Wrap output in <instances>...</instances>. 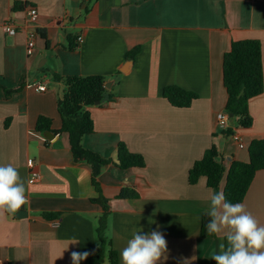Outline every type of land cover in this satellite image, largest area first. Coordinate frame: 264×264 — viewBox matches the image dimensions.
<instances>
[{
    "label": "crops",
    "instance_id": "crops-1",
    "mask_svg": "<svg viewBox=\"0 0 264 264\" xmlns=\"http://www.w3.org/2000/svg\"><path fill=\"white\" fill-rule=\"evenodd\" d=\"M16 2L22 8L14 10ZM28 7L39 14L31 57L26 53ZM85 7L82 0H0V165L17 168L27 197L21 207L26 217L0 215V263L72 264L71 253L77 251L89 253L80 261L87 264L93 254L103 210L92 202L98 193L91 167L74 161L68 134L54 133L49 140L35 126L43 116L53 120V130L62 127L58 100L65 85L54 75H100L115 98L90 108L95 132L83 145L115 163L104 167L98 181L110 200L107 232L117 264L133 229L164 235L167 252L158 264H216L211 257L225 236L201 234L212 188L205 177L190 185L189 172L212 146L226 170L233 161L249 162L251 142L264 136V92L249 101L251 128L230 120L223 129L218 122L228 101L223 58L232 42L259 40L264 69V0H95L88 14ZM6 22L18 27L16 35L6 33ZM20 85L6 97L3 88ZM42 85L45 91L38 90ZM170 85L198 99L176 108L163 97ZM120 143L143 155L145 166L120 169ZM33 171L39 172V182L32 183ZM224 185L225 180L220 192ZM125 188L140 198L118 199ZM241 204L264 226V170Z\"/></svg>",
    "mask_w": 264,
    "mask_h": 264
},
{
    "label": "trees",
    "instance_id": "trees-1",
    "mask_svg": "<svg viewBox=\"0 0 264 264\" xmlns=\"http://www.w3.org/2000/svg\"><path fill=\"white\" fill-rule=\"evenodd\" d=\"M95 0H82L86 5L84 14H88L90 6ZM22 8V4L16 2L13 9ZM42 37L45 32L39 31ZM71 43L73 40L69 38ZM71 50L75 49L73 43ZM138 52L129 53L133 57ZM56 80L62 81L65 89L58 100V112L62 119L60 130H53V120L40 116L37 120L35 131L41 134L53 132L55 134L66 133L69 136L70 148L75 162H84L91 167V181L98 197L92 202L101 206L103 213L99 218L96 236L97 244L87 264H117L118 254L113 249L108 237L107 225L110 215V200L101 192L98 178L105 166L115 164L111 160L86 149L83 139L86 135L95 132V124L90 108L94 106L105 107L114 101L115 96L110 93L106 85V78L100 75L94 76H67L54 75ZM223 79L228 94L226 111L238 128L249 129L253 124V118L249 112V101L264 92V69L262 44L259 40L246 39L233 41L231 48L223 58ZM22 86L15 90L3 88L6 97L20 91ZM163 97L176 108H188L198 99L197 94L185 90L176 85L167 86L163 91ZM7 125V124H6ZM229 133H232L229 130ZM49 144V142H47ZM249 162L233 161L228 170L220 161V155L215 146L205 152L203 157L196 161L189 172L190 185H196L201 177L207 179L208 187L220 192L221 184L225 180L222 192L228 202L242 203L247 192L259 171L264 170V136L254 139L249 146ZM120 169L143 168L145 158L143 155L132 153L124 143L118 145V164ZM118 199H138L137 191L129 188L123 189ZM50 216L45 215L49 219ZM210 217L206 214L202 218L201 234L204 238H213L216 234L208 235L205 225ZM226 244V238H225Z\"/></svg>",
    "mask_w": 264,
    "mask_h": 264
},
{
    "label": "clouds",
    "instance_id": "clouds-1",
    "mask_svg": "<svg viewBox=\"0 0 264 264\" xmlns=\"http://www.w3.org/2000/svg\"><path fill=\"white\" fill-rule=\"evenodd\" d=\"M26 189L13 164L0 165V215L15 214L27 203ZM210 217L205 225L208 235L223 233L226 244L211 259L216 264H264V226L241 203L228 202L224 193L208 189ZM167 252V241L157 230L142 234L133 229L132 238L121 252L122 264H158ZM88 252L71 253L72 264L88 258ZM62 256V255H61Z\"/></svg>",
    "mask_w": 264,
    "mask_h": 264
},
{
    "label": "built area",
    "instance_id": "built-area-1",
    "mask_svg": "<svg viewBox=\"0 0 264 264\" xmlns=\"http://www.w3.org/2000/svg\"><path fill=\"white\" fill-rule=\"evenodd\" d=\"M26 16H27V24L30 26L26 29V34H27V43H26V53L29 57H31L36 50V40H37V36H38V32L35 29V26L38 22V10L35 7H28L26 9ZM4 30L6 31V33L8 35H16L18 32V27L16 25H14L12 22H6L4 24ZM25 29V28H24ZM83 41V37H79L78 38V43H81ZM39 91H45L46 90V86L42 85L40 87H38ZM231 115H229V113L227 111H224L222 113H220L218 115V122L219 125L223 128V129H227L228 128V122L230 121ZM234 140L236 142L239 143L240 148H243L244 145L241 142V138L237 133H234L233 136ZM30 166H33V160L29 159L28 161ZM41 180V176L39 174L38 171H33L32 172V176H31V181L32 183H36L39 182ZM2 264V263H0Z\"/></svg>",
    "mask_w": 264,
    "mask_h": 264
},
{
    "label": "water",
    "instance_id": "water-1",
    "mask_svg": "<svg viewBox=\"0 0 264 264\" xmlns=\"http://www.w3.org/2000/svg\"><path fill=\"white\" fill-rule=\"evenodd\" d=\"M105 87H106L107 89H110V83H106ZM232 116H233V115H231V117H232ZM43 135H44V137H46V138L49 139V140H53V139L55 138V136H56L53 132H45ZM15 215H16L17 217H19V218H24V217L27 216V213H26V211H24V210H22V209H19V210L15 213Z\"/></svg>",
    "mask_w": 264,
    "mask_h": 264
}]
</instances>
